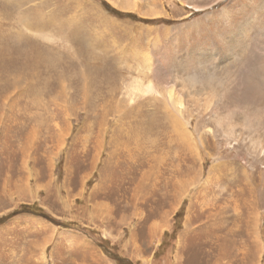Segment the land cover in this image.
<instances>
[{"label": "rangeland", "instance_id": "rangeland-1", "mask_svg": "<svg viewBox=\"0 0 264 264\" xmlns=\"http://www.w3.org/2000/svg\"><path fill=\"white\" fill-rule=\"evenodd\" d=\"M16 4L0 0V264H264L246 68L264 0Z\"/></svg>", "mask_w": 264, "mask_h": 264}, {"label": "bare ground", "instance_id": "bare-ground-1", "mask_svg": "<svg viewBox=\"0 0 264 264\" xmlns=\"http://www.w3.org/2000/svg\"><path fill=\"white\" fill-rule=\"evenodd\" d=\"M9 1H11V5L16 9L17 8V4H16V0H9ZM256 5V4H255ZM261 5H262V3H261ZM260 6V5H259ZM264 6V5H263ZM255 7H258V6H255ZM260 9V8H259ZM261 10V9H260ZM255 11V10H254ZM253 11V12H254ZM258 11V10H257ZM264 12H262V14H263ZM258 15V14H257ZM229 16V15H228ZM248 25V24H247ZM251 36H253V35H251ZM251 36H247L246 38H245V40H246V42H247V45L249 44V43H251V42H253V38H251ZM254 43V42H253ZM254 45V44H253ZM249 46V45H248ZM3 49V48H2ZM1 49V50H2ZM250 49V48H249ZM262 50H264V44L263 43H261V41H258V44L256 45L255 44V47H252V50H251V55H250V59L248 60V63H247V71H248V75L251 77V78H253V82L258 86V87H260V88H264V54L263 53H261V51ZM247 52H248V50H247ZM253 55H255V57H256V61L253 63V64H251V61H253L254 59H253ZM247 61V60H246ZM245 61V62H246ZM244 62V63H245ZM244 70V69H243ZM252 84V83H251ZM253 85V84H252ZM184 86V85H183ZM191 98H193V101H194V103H195V105L197 106V109L198 110H202V111H204L205 113L206 112H208L210 109H211V106H212V104L214 103V101L216 102V104H218L219 103V100H218V97H216V96H213V97H211V98H203V99H201V98H196V97H194V96H190ZM190 99V98H189ZM215 104V105H216ZM182 103L180 102L179 103V107H180V109L182 108ZM194 105V106H195ZM254 106V105H253ZM251 107V106H248L249 107V109H250V111L252 112L253 111V113L254 114H256V113H258L259 111L260 112H263L264 111V109H261L260 110V108L256 105L255 106V108L254 107ZM248 107H246L247 109H248ZM218 108V107H217ZM210 112V111H209ZM256 115H258V114H256ZM219 116V115H218ZM213 117H214V120L216 119L215 117H217V112H215V113H213ZM218 118V117H217ZM253 118V117H252ZM255 119H256V117H255ZM258 119V118H257ZM226 120V119H225ZM230 120V119H229ZM220 121V120H219ZM214 122V121H213ZM222 122V121H221ZM220 122V123H221ZM264 122V121H263ZM262 122V123H263ZM228 123V122H227ZM252 124V123H251ZM250 124V125H251ZM262 125V124H261ZM221 126V125H220ZM252 126V125H251ZM254 126V125H253ZM222 127V126H221ZM225 128V127H224ZM250 128H253V127H250ZM221 129V128H220ZM234 129V128H233ZM226 130V129H225ZM260 130V129H259ZM228 131V130H227ZM231 133V132H230ZM230 133H228V135H226L227 137L226 138H230V137H232V134H230ZM253 142H254V140H253ZM258 145V144H257ZM259 146V145H258ZM254 149H256V147H254ZM236 184V183H235Z\"/></svg>", "mask_w": 264, "mask_h": 264}, {"label": "trees", "instance_id": "trees-1", "mask_svg": "<svg viewBox=\"0 0 264 264\" xmlns=\"http://www.w3.org/2000/svg\"><path fill=\"white\" fill-rule=\"evenodd\" d=\"M105 8L108 9V10H111L113 14H115L116 16H118L119 18H128L132 21H139L138 18H136L135 16H133L132 14H124V13H120L112 8H110L109 6H107L106 4H104ZM142 21V20H141ZM144 21V20H143ZM142 21V22H143ZM28 209V208H27ZM26 209V210H27ZM177 217H180V214L176 215Z\"/></svg>", "mask_w": 264, "mask_h": 264}]
</instances>
